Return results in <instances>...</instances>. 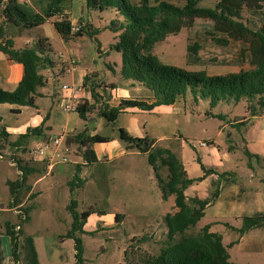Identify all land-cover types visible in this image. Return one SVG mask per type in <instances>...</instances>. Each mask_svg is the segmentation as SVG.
I'll return each mask as SVG.
<instances>
[{"label":"crops","instance_id":"crops-1","mask_svg":"<svg viewBox=\"0 0 264 264\" xmlns=\"http://www.w3.org/2000/svg\"><path fill=\"white\" fill-rule=\"evenodd\" d=\"M75 4V0H65L61 4V13L55 15L56 19H61V14H66L70 22L78 21L82 25L92 26L90 21L82 16V6L75 7ZM92 10L97 11V9ZM114 13L117 18V13L115 11ZM246 17L250 29H260L264 26V4L261 8L247 11ZM3 19L0 8V24ZM202 20H205L204 23L207 25L204 37L215 50L209 60L219 65L205 66L206 74L224 75L250 69L251 55L248 43L229 39L226 45L217 44L212 35L217 38H228L227 35L216 32L213 23L209 20ZM44 23L25 29L41 27ZM21 28L5 25L2 38H10L16 49L32 46L39 38H46L49 43L48 38L41 33L37 34V39L28 38ZM59 37L62 39L60 35ZM17 38H20L21 45L17 46ZM69 57L73 58L68 55ZM57 58L63 65L57 66V74L68 76V80L63 83L80 87L76 95L79 103L83 100L92 102L90 92L83 85L84 77H90L89 83L93 80L100 84L96 90L110 106L119 105L122 99H142L148 103L154 100L150 90L133 84L131 80L121 78L123 81L118 85L100 82L95 72L81 69L77 62L76 66H70L68 58L64 60L61 53ZM53 65L54 61L52 66L39 70L46 84L38 87L36 93L32 95L34 106L0 103V131L5 130L10 134V140L15 139L17 134L24 133L29 127L40 126L42 122L47 129L42 132V137L35 136L29 142L28 149L35 141L83 129H86L89 135H109L113 131L123 129L131 136H148L155 140L156 145L169 148L176 153L186 176L193 179L184 190L186 198L204 199L216 191V196L204 208L202 218L187 231L188 233L194 229L195 234L204 225H209V230L212 232L214 228L221 226L224 231L217 232L222 236V243L227 246L231 241L225 242L224 235L234 230L225 223L238 228L243 216L264 214V188L260 185L264 182V177L252 169L250 162L246 163L241 158L234 159L229 150L215 143L219 141L226 125L233 127V123L245 121L244 125L233 127L239 134L238 145L243 151L247 150L257 155L258 161L264 160V110L259 115L249 117L245 109L239 115L234 113V107L230 108L235 102L223 100L215 106L220 107L218 112L209 110L207 112L210 114L205 112L203 118L206 120H202L188 114L185 99L178 96L173 103L159 104L151 110L126 107L112 121H107L103 116L93 118L91 116L86 125L84 123L82 128H77L80 119L78 113H66L59 107L61 99L63 96H68L69 92L60 88L63 83L49 87L48 78L43 73V70L52 71L55 67ZM23 77L22 64L9 60L0 51V88L12 91ZM240 100L245 101L244 98ZM215 114L223 115V119L216 117ZM215 118L218 119L216 131L211 132L205 128L201 135L191 133L192 128H196L203 121ZM105 127H110L111 131L102 133ZM228 134L231 135V132ZM198 141H206L207 145L200 146ZM238 145L236 144V147ZM70 146L74 150L72 161L65 164L58 163L51 170L31 155L28 160L21 159V163H27L28 167L24 182L14 194L0 204L2 215L11 214L0 220V264H15L6 224L20 226L16 248L18 264H75L74 240L64 237L72 223V216L67 206L72 197L69 182L75 175L79 180L74 191L77 196L76 210L90 211L82 226L83 264H121L120 260L126 264L124 252L132 237L143 234H147L149 239L142 242L139 247L148 253H156L159 240H162L167 233L164 216L174 213L177 208L173 196L162 198L146 155L135 150H127L121 141L114 138L93 143L91 147L96 161L86 163L83 157L76 153L75 146ZM189 146L196 150V154ZM11 149L15 150L13 147ZM21 176L22 172L19 171L18 179L8 181L21 180ZM61 185L63 190L59 191L57 187ZM148 186H150L149 190ZM133 187L138 193L131 194L130 189ZM141 189L150 192L142 198L144 192L139 195ZM104 197L110 200L107 210L99 208L94 202ZM85 200H88V203H85ZM25 211L28 219L21 222L20 219L24 215L20 213ZM252 228L238 238L237 244L251 232ZM118 229H122V240H118ZM237 244L227 247V250L230 261L241 264L237 259H233L231 254Z\"/></svg>","mask_w":264,"mask_h":264},{"label":"trees","instance_id":"trees-1","mask_svg":"<svg viewBox=\"0 0 264 264\" xmlns=\"http://www.w3.org/2000/svg\"><path fill=\"white\" fill-rule=\"evenodd\" d=\"M64 1L0 0L1 15L4 18L0 24V51L9 60L21 63L24 69V77L14 90L0 88V103L34 106L32 95L36 93L38 87L46 84L39 70L53 64L49 54L51 48L46 38H39L32 46L16 49L10 38H2L4 26L22 28L38 26L61 13V4ZM201 1L86 0L87 8L101 12L113 9L117 13L118 17L110 20L106 28L116 34L111 48L121 54L120 76L150 90L154 100L148 103L142 99H122L119 105L110 106L96 90L100 84L93 80L89 83L90 77H84L83 85L90 92L92 102L83 100L78 104L77 113L80 120L87 124L89 117L96 115L112 121L126 107L151 110L159 104L173 103L178 96L185 99L188 92L191 93L194 102L198 98L206 99L210 107H215L223 100L238 102L244 98L249 117L261 114L264 110V26L258 30L250 29L246 12L261 8L264 0H215L211 7L200 6ZM197 19L211 21L216 32L227 35L228 38H217L212 35L217 44L226 45L229 39L248 43L251 68L224 75H207L203 70L192 71L161 63L152 53L155 44L171 34L178 33L182 28L193 26ZM70 24L66 14H61V19L53 22L54 28L65 41L70 36H81L85 31L90 35L98 32L97 28L85 24L78 32L71 34ZM197 47L199 46L194 44L189 50H195ZM215 116L223 119L221 114ZM244 124L245 121H240L233 123L232 126L239 127ZM45 129L47 127L42 122L40 126L29 127L24 133L17 134L13 140L9 139L10 134L1 130L0 140H5V143L16 151L23 148L27 151L29 142L35 136L42 137ZM114 138L121 141L127 150H135L146 155L162 198L173 196L177 208L174 213L164 216L167 233L159 240L157 252L151 254L139 247L142 242L149 239L147 234L132 237L124 252L126 264H237L230 261L227 247L237 243L238 239L226 246L222 243L221 234L210 231L209 225H204L195 234L187 232L202 218L204 208L216 196V191L204 199L186 198L184 190L193 179L186 176L180 158L171 149L156 145L155 140L148 136H131L123 129L113 131L109 135H89L87 130L83 129L68 133L65 143L74 145L76 153H79L86 163H92L96 161V156L91 145ZM244 153L248 158L259 159L257 155L247 150H244ZM17 167L22 172V179L7 182L12 194L23 184L28 169L27 163L22 164L21 160L17 162ZM162 171H165L164 176ZM78 181L75 175L69 182L71 192L78 185ZM67 208L71 213L72 223L64 237L74 240L75 264H83L82 226L90 211L78 212L73 197ZM26 213L23 212L21 222L28 219ZM241 220L242 224L238 228L225 223L236 231L239 237L250 228L264 222V214L243 216ZM6 230L12 242L13 261L18 264L16 248L20 231L15 230V226L11 224H6Z\"/></svg>","mask_w":264,"mask_h":264},{"label":"rangeland","instance_id":"rangeland-1","mask_svg":"<svg viewBox=\"0 0 264 264\" xmlns=\"http://www.w3.org/2000/svg\"><path fill=\"white\" fill-rule=\"evenodd\" d=\"M75 1V7H80V5L82 6V16L89 20L94 28L98 29L96 34L90 35L88 31H85L81 36H71L67 41H62L52 24L53 20H55L57 16H53L50 21L45 22L41 27L33 29L21 28V30L30 39H37L38 33H41V35L48 38L51 48V52L49 54L52 57V61H54L53 66H55L52 71L43 70L45 77L48 78V86L52 88L54 84H61L68 80L67 74L64 76L62 74H57V66H63L57 58V55L60 53L63 55L64 60H67L68 55L73 56L77 62V65L80 66L81 69L89 72H95L98 81L107 84L115 83L118 85L119 82L123 81L120 76L121 54L115 49L111 48L112 43L115 42V33L106 28L110 20L115 18L114 11L112 9H105L101 12L98 10L96 11L88 9L84 3L85 0ZM214 3L215 0H202L199 2V5L211 7ZM204 21L205 20L199 19L194 26L182 28L178 33L169 35L165 40L155 44L152 53L161 63L186 70L205 71V66H219L218 64L209 60L215 50L210 47L209 42L204 37V32L207 28V25L204 23ZM19 41L20 38H17V46L21 45ZM194 44H197L199 47H197L195 50H189V47ZM53 71L56 74H54ZM185 101L188 114L201 118L202 120H206L203 119L205 117V112L209 110L218 112L220 108L210 107L208 100L206 99L198 98V100L194 102L192 95L189 92L186 94ZM233 107L235 108L234 113L241 115L245 111V101L239 100L238 102L231 104L230 108L232 109ZM93 117H96V115H92L91 118ZM78 121L77 128H82L85 122L80 119ZM93 122L94 121H92V123ZM217 125L218 119H208V121H203V123H201L196 128H192L191 133L193 135H201L203 134V130L205 128L213 132L217 130ZM110 131V127H105L102 133L105 134L107 132L109 133ZM229 132H231V135L228 134ZM238 141L239 134L236 128L226 125L224 132L219 138V141H216L215 143H217V145L223 149L225 148L226 150H229L234 159L241 158L246 161V163L250 162V164L253 166L252 169H254L258 175H262L264 177V160L258 161L254 157L248 158L241 147H239ZM236 144L238 145L237 147ZM0 145L1 204L2 201H5L6 198L12 195L7 181L18 179L19 169L17 167V162L21 159H30V149L32 145L29 146L27 151L23 149L20 151L13 150L11 149L12 147L6 145L5 140L3 139L0 140ZM229 146L231 148H229ZM190 150L196 154L195 149H191L190 147ZM162 175H165V171H162ZM260 185H262L264 188V182H262ZM57 189L62 191V185L58 186ZM149 189L150 186H148V190ZM148 190L146 191L145 189L144 191L141 189L139 195H142L144 192L142 196L143 198L146 193L150 192ZM74 191L75 189L72 191V197L76 199L77 196ZM130 192L131 194L138 193L134 187L130 189ZM154 192L155 191H153V193ZM84 202L88 203V200H85ZM94 202L99 208L101 207L102 209L107 210L110 200L104 197ZM6 216H11V214L2 215L0 213V220L2 217ZM241 223L242 220L240 221V226ZM217 231H224V229L221 226H217L214 228V232L219 233ZM121 232L122 229H118V240H122ZM189 233L193 234L194 229H191ZM238 238V234H236L234 231H228L224 235L225 242H230ZM254 249L259 251H251ZM231 254L233 259H237L241 264H264V222L256 227H253L251 232H249L244 237V239L232 249ZM120 261L121 264H124L123 260Z\"/></svg>","mask_w":264,"mask_h":264},{"label":"built area","instance_id":"built-area-1","mask_svg":"<svg viewBox=\"0 0 264 264\" xmlns=\"http://www.w3.org/2000/svg\"><path fill=\"white\" fill-rule=\"evenodd\" d=\"M83 25L74 21L70 24V33L74 34L78 32ZM70 66H76V61L74 58H68ZM62 90L68 91V96H63L60 101L59 107L63 112L66 113H75L77 112V106L79 104L77 100V93L80 90L78 85L63 83L60 85ZM65 133L57 134L54 136H50L48 138L42 139L40 141H35L32 144L30 149L31 156L34 159H39L45 164V167L48 170H51L58 163H68L72 161V155L74 154L73 148L65 143L66 138ZM200 146H206V141H198ZM1 156V155H0ZM20 214L23 215V212ZM20 226L17 225L15 230H19Z\"/></svg>","mask_w":264,"mask_h":264}]
</instances>
